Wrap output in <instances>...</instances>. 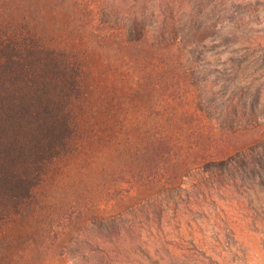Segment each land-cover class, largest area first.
<instances>
[{
	"label": "trees",
	"instance_id": "1",
	"mask_svg": "<svg viewBox=\"0 0 264 264\" xmlns=\"http://www.w3.org/2000/svg\"><path fill=\"white\" fill-rule=\"evenodd\" d=\"M100 9L90 25L105 33L92 35L100 53L92 57L87 51L58 46L30 18L0 20V232L7 222L37 215L45 207L36 189L55 175L64 159L90 149L93 145L85 144L105 133L115 113L107 97L116 95L121 84H130L134 103L142 106L143 101L144 122L126 132L117 122L116 139L106 135L111 147L103 160L93 163L91 175L97 184L90 195L112 204L105 208L90 202L83 215V225H103L97 221L101 213H117V220L105 224L103 238L89 240L96 252L109 257L120 254L117 243L133 254L144 253L156 240L166 244L170 221L199 225L190 214L198 210L208 218L209 211L219 210L218 191L227 201L228 194L240 191L241 174L234 165L240 164L246 154L241 149L249 143L241 132L253 129L258 135L264 112L246 110L223 94L209 97L200 76L205 61L201 51L196 56L184 48L190 39L204 46V29H194L189 36L180 26L168 34L162 24L151 32L142 19L121 21L109 7ZM141 42L154 48L151 56L140 58L131 50ZM108 45L110 53L103 49ZM159 47L170 50L171 56ZM98 64L106 66L100 69ZM108 72L112 82L108 77L104 81ZM164 78H181L184 85L181 90L166 85L154 103L150 92ZM188 178L193 181L182 187ZM2 241L0 237V250ZM174 246L189 249L177 242Z\"/></svg>",
	"mask_w": 264,
	"mask_h": 264
},
{
	"label": "rangeland",
	"instance_id": "2",
	"mask_svg": "<svg viewBox=\"0 0 264 264\" xmlns=\"http://www.w3.org/2000/svg\"><path fill=\"white\" fill-rule=\"evenodd\" d=\"M106 6L112 10L113 18L142 19L151 32L155 25L162 24L167 25L168 34L180 26L189 36L194 29H204L208 37L204 46L199 48V43L190 39L191 43L184 48L185 53L196 56L201 51L205 61L200 76L209 97L219 99L223 94L243 103L246 110L255 107L264 112V0H0V20L30 18L58 46L87 51L92 57L100 54L92 35L102 36L105 31L91 28L90 21ZM196 38L199 39V33ZM159 48L171 56L170 50ZM103 49L110 53L109 45ZM131 50L145 58L152 55L154 48L149 42H141ZM98 66L101 69L106 65ZM107 77L112 82V73H106L104 81ZM168 81L164 78L150 92L154 103L160 100L167 86L173 83L172 89L181 90L184 85L181 78ZM121 85L116 95L110 94L106 99L115 113L110 114L105 133L85 144H92L90 149L88 146L64 159L55 175L36 189L45 207L37 215L2 226L0 264H199V260L208 264H264V117H260L258 135L253 129L241 132L242 140L249 142L241 149L246 154L240 156L238 165H244H234L238 158L231 164L241 174L238 183L243 186L240 191L228 194L229 201L218 191L217 212L209 211L208 218L198 210L190 214L188 218H198L199 225L170 221L165 230L166 244L161 245L162 239L156 240L145 247L144 253L140 250H136L137 254L126 253L122 243L114 244L120 252L118 255L112 253L108 257L95 251L96 246L89 240L95 236L103 238L107 234L105 224L117 220L118 215L101 213L97 221L103 225L91 222L83 225L84 209L89 208L90 202L105 208L112 204L90 195L91 188L97 184L91 175L95 171L93 163L103 160L109 152L111 146L106 145L105 138L108 135L116 139L117 122L122 123L123 132L144 122L143 101L142 106L135 104L133 86ZM248 166L255 167L254 171ZM198 172H202L201 168ZM192 181L185 179L182 187L188 188ZM170 216L175 219L174 215ZM175 242L189 249L182 251L174 246Z\"/></svg>",
	"mask_w": 264,
	"mask_h": 264
}]
</instances>
